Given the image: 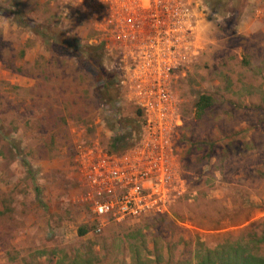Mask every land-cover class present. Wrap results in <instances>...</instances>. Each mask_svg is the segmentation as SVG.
I'll list each match as a JSON object with an SVG mask.
<instances>
[{
    "label": "rangeland",
    "instance_id": "1",
    "mask_svg": "<svg viewBox=\"0 0 264 264\" xmlns=\"http://www.w3.org/2000/svg\"><path fill=\"white\" fill-rule=\"evenodd\" d=\"M194 1L192 51L172 85L183 193L168 212L98 231L74 159L136 136L118 54L86 0H0V264L264 259V0Z\"/></svg>",
    "mask_w": 264,
    "mask_h": 264
},
{
    "label": "built area",
    "instance_id": "2",
    "mask_svg": "<svg viewBox=\"0 0 264 264\" xmlns=\"http://www.w3.org/2000/svg\"><path fill=\"white\" fill-rule=\"evenodd\" d=\"M82 3V0H79ZM194 0H86L91 23L111 56L118 54L122 86L141 112V138L121 155L99 146L76 150L81 202L100 227L168 212L183 193L173 154L181 125L172 85L192 51Z\"/></svg>",
    "mask_w": 264,
    "mask_h": 264
},
{
    "label": "trees",
    "instance_id": "3",
    "mask_svg": "<svg viewBox=\"0 0 264 264\" xmlns=\"http://www.w3.org/2000/svg\"><path fill=\"white\" fill-rule=\"evenodd\" d=\"M105 78V77H104ZM113 98V97H111ZM113 100V99H112ZM110 100V101H112ZM210 98L209 97H201L199 98L197 104H196V108H197V112L199 113H202L203 110L205 108H207L209 105H210ZM136 115L138 117V121H139V124H138V129L136 130L137 132L135 133L136 136L133 140V143L131 146L125 148V149H120L117 146V144L120 142V133H115V137H114V140L112 141V144L110 146V148L107 149L108 153L109 154H115V155H121L123 153H125L127 150L133 148L137 142L140 140L141 138V133H140V128H141V124H142V119H141V112L140 111H136ZM117 120L115 121L116 124H119L120 123V119L119 118H116ZM129 148V149H128ZM85 234L84 231H80L79 232V235L80 236H83ZM236 250H240L239 247L236 248ZM235 251V250H234ZM203 253L206 252V251H202ZM236 252V251H235ZM208 253V254H206ZM204 253L203 255L206 254V256H203V258H199L197 264H215L213 261H210V257L212 254L211 252H206ZM218 257L217 261H219V263L221 264H264V259L261 258V260H257L255 257L251 256V255H242V256H238L236 254L235 258L234 257H227V259H224V256H219V255H216ZM203 259V260H202ZM218 263V264H219Z\"/></svg>",
    "mask_w": 264,
    "mask_h": 264
}]
</instances>
